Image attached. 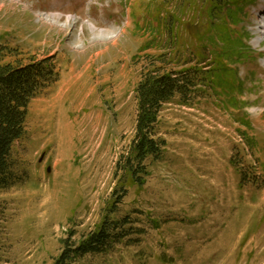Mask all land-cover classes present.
<instances>
[{"label": "rangeland", "instance_id": "obj_1", "mask_svg": "<svg viewBox=\"0 0 264 264\" xmlns=\"http://www.w3.org/2000/svg\"><path fill=\"white\" fill-rule=\"evenodd\" d=\"M170 13L184 23L180 69L195 66L187 27L204 33L206 20L183 0H0V45L16 54L6 62L53 59L57 71L12 149L18 182L0 190V264H54L66 240L78 245L106 217L124 221V238L76 264H264V8L241 16L257 62L233 65L237 107L211 91L165 105L163 159L145 162L143 188L124 169L136 89L166 56Z\"/></svg>", "mask_w": 264, "mask_h": 264}, {"label": "trees", "instance_id": "obj_2", "mask_svg": "<svg viewBox=\"0 0 264 264\" xmlns=\"http://www.w3.org/2000/svg\"><path fill=\"white\" fill-rule=\"evenodd\" d=\"M166 1L170 3V0ZM254 2L256 0H183L187 8L201 12L206 20L203 24L206 31L202 32V26L193 29L195 27L188 23L191 42L196 45L193 51L201 61L182 69L179 65L182 60L176 59L182 39L177 31L184 23L172 13L166 14V30L170 34L167 43L171 48H167L166 56L151 61L152 68L144 71L143 80L136 89V134L124 168L132 179V185L143 188L146 179L140 174L147 175L145 162L149 159L159 161L164 157L167 143L156 135V127L165 105L176 99L181 104L192 105L201 94L211 91L226 98V106L237 107L235 95H242L243 83L233 65L254 59V51L247 42L251 33L238 27L243 22L240 16L243 7ZM207 50L210 54L207 61H211L206 63L204 52ZM9 56L13 58L16 54L0 45V190L10 189L18 182L13 170V146L26 133L31 102L57 76L53 59L15 65L6 62ZM159 61L166 67L156 66ZM123 223H112L110 217H106L99 229L84 237L78 245L69 244L66 240L65 248L54 264H76L87 255L105 253L119 237L124 238L125 235L120 234Z\"/></svg>", "mask_w": 264, "mask_h": 264}, {"label": "bare ground", "instance_id": "obj_3", "mask_svg": "<svg viewBox=\"0 0 264 264\" xmlns=\"http://www.w3.org/2000/svg\"><path fill=\"white\" fill-rule=\"evenodd\" d=\"M264 6V5H263ZM264 8V7H263ZM264 15V14H263ZM52 23H56L55 18L47 17ZM115 36L113 35L111 38H114Z\"/></svg>", "mask_w": 264, "mask_h": 264}]
</instances>
